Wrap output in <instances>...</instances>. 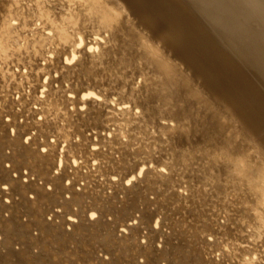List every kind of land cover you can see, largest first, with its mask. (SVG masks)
Listing matches in <instances>:
<instances>
[{
    "label": "bare ground",
    "instance_id": "6f19581e",
    "mask_svg": "<svg viewBox=\"0 0 264 264\" xmlns=\"http://www.w3.org/2000/svg\"><path fill=\"white\" fill-rule=\"evenodd\" d=\"M0 264H264V0H0Z\"/></svg>",
    "mask_w": 264,
    "mask_h": 264
}]
</instances>
